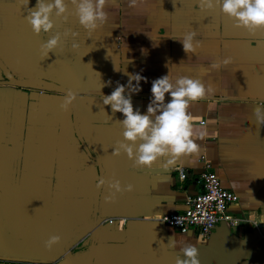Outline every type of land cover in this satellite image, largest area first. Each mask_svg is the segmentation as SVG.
<instances>
[{"label": "crops", "instance_id": "1", "mask_svg": "<svg viewBox=\"0 0 264 264\" xmlns=\"http://www.w3.org/2000/svg\"><path fill=\"white\" fill-rule=\"evenodd\" d=\"M26 2L0 0V60L15 77L80 91L77 129L87 151L74 134L70 105L59 107L63 94L7 84L0 71V264H52L68 240L82 236L75 234L78 226H93L95 213L91 264H176L180 248L197 239L204 241L197 244L200 264H264V122L253 112L264 105V28L250 32L218 7L200 10L198 0H107L106 22L88 32L65 0L67 20L53 12L54 28L36 35L24 19L36 0ZM66 29L79 34L78 48ZM193 30L200 47L185 52L179 40ZM56 32L61 40L45 56L40 45ZM226 57L231 62L224 65ZM213 61L221 66L211 68ZM133 74L146 78L131 94L142 114L152 81L164 75L211 87L189 107L194 127L203 131L198 153L161 157L151 167H134L123 151L112 155L124 139V117L102 97L117 82L128 85ZM205 163L238 197L228 211L248 220L218 223L206 239L158 221L201 190ZM177 168L185 170L184 179ZM101 177L106 183L98 189ZM111 180L132 184L133 191L105 203ZM50 235L60 240L46 248ZM169 238L175 246H168Z\"/></svg>", "mask_w": 264, "mask_h": 264}, {"label": "clouds", "instance_id": "2", "mask_svg": "<svg viewBox=\"0 0 264 264\" xmlns=\"http://www.w3.org/2000/svg\"><path fill=\"white\" fill-rule=\"evenodd\" d=\"M28 2L29 0L25 6ZM106 2L107 0H70L79 24L88 32L96 30L106 22L108 18L104 10ZM131 3L135 4L136 0H131ZM198 6L200 10L218 7L223 14L234 21V24L250 32L257 28H264V0H198ZM67 11L68 5L65 0H36V5L28 9V14L24 19L33 33L39 35L49 33L54 28L51 19L53 12L57 17L67 20L65 15ZM69 34L73 37L71 47L78 48L79 44L75 38L79 34L66 29L64 35ZM195 35L194 30L189 31L179 40L185 52H195L196 48L200 47V41L194 40ZM60 40L61 33L56 32L40 45L45 56L56 49ZM230 62L231 57L223 60L224 65ZM220 66V61H213L210 65L213 69H218ZM142 79L146 80L139 74L130 75L128 85L117 82L114 90L102 97L104 105H110L113 113L120 112L124 117L119 121L123 128L124 139L116 142L112 155L118 156L123 151L127 158L133 161L134 167H151L161 157L167 156L175 159L183 155L198 153L200 145L196 141L203 137V131L194 127V119L189 112V107L192 102L210 92L211 87H206L198 78L188 76L173 78L170 74L164 75L152 81L150 102L146 113L142 114L139 109L134 110L131 98L132 93H138L141 90L140 81ZM132 80L136 81L135 86L131 85ZM126 87L129 89L128 94L125 92ZM76 97V92L69 89L62 97L60 109L66 111ZM262 109L264 105L253 109L257 121L260 122H264ZM105 183V179L101 177L97 179L96 187L99 189ZM107 184L109 192L104 197L105 203H114L117 193L131 192L134 188L132 184L122 187L119 180L107 181ZM169 239L168 246H175V239ZM59 240V235H50L44 241V246L51 248ZM203 242L202 239H197L195 245L185 243L180 248L183 258L178 256L176 264H200L197 244Z\"/></svg>", "mask_w": 264, "mask_h": 264}, {"label": "built area", "instance_id": "3", "mask_svg": "<svg viewBox=\"0 0 264 264\" xmlns=\"http://www.w3.org/2000/svg\"><path fill=\"white\" fill-rule=\"evenodd\" d=\"M204 171L200 174L201 190L184 200V207L179 212L163 213L158 221L180 233L192 232L201 238H207L212 229L220 222L226 226L243 224L245 218L234 216L228 208L237 202V195L221 186L217 175L204 164ZM179 179H184L185 170L177 168ZM111 222V220H109ZM255 224V222L252 221ZM260 240L264 243V233Z\"/></svg>", "mask_w": 264, "mask_h": 264}, {"label": "water", "instance_id": "4", "mask_svg": "<svg viewBox=\"0 0 264 264\" xmlns=\"http://www.w3.org/2000/svg\"><path fill=\"white\" fill-rule=\"evenodd\" d=\"M0 71L5 78V82L11 85H17L28 88H36L40 90L53 91L66 95V92L69 88L64 87L61 84L55 83L53 81H49L47 79L38 78V77H15L8 68L4 66V64L0 60ZM76 92V99L70 105L71 108V124L73 126L74 134L77 140L80 142L82 148L86 150L82 139L80 138L79 131L77 129V113L79 109V101H80V91L73 90ZM82 92V91H81ZM87 151V150H86ZM100 173V169L98 168ZM97 198V194L95 193V199ZM94 202V201H93ZM94 223L92 227H84L85 225L78 226L75 229V234H82L76 240H68L65 244V250L62 253H59L60 257L56 258L52 264H91V259L93 256V245L95 240V232L94 229L98 227L99 221L97 220V214L93 215ZM111 220V222H109ZM113 222V218H107V222L111 224ZM224 224L223 222H220ZM211 234V233H210ZM209 234V235H210ZM209 237V236H208ZM207 237V238H208ZM86 239V240H85ZM206 239V238H205ZM88 244V245H86Z\"/></svg>", "mask_w": 264, "mask_h": 264}]
</instances>
